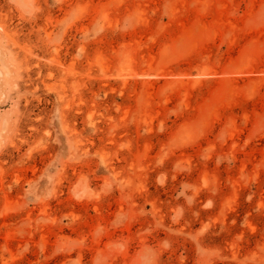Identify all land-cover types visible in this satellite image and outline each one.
Instances as JSON below:
<instances>
[{
  "label": "rangeland",
  "instance_id": "374dc122",
  "mask_svg": "<svg viewBox=\"0 0 264 264\" xmlns=\"http://www.w3.org/2000/svg\"><path fill=\"white\" fill-rule=\"evenodd\" d=\"M0 264H264V0H0Z\"/></svg>",
  "mask_w": 264,
  "mask_h": 264
}]
</instances>
